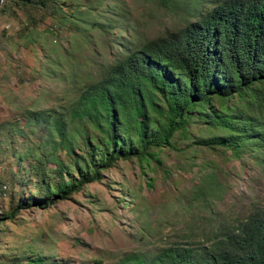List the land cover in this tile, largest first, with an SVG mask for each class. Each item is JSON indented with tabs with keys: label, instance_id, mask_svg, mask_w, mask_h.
Here are the masks:
<instances>
[{
	"label": "trees",
	"instance_id": "obj_1",
	"mask_svg": "<svg viewBox=\"0 0 264 264\" xmlns=\"http://www.w3.org/2000/svg\"><path fill=\"white\" fill-rule=\"evenodd\" d=\"M186 3L192 19L183 27L142 39L125 0H7L3 12L18 6L28 26L46 25V70L66 87L59 105L0 124V156L10 152L18 162L0 178V199L8 183L19 189L7 209L0 206V222L71 200L120 160L136 158L144 172L145 165L160 167L165 149L264 161V0H208L203 10ZM65 33L68 45L59 39ZM30 36L22 37L39 41ZM214 192V185H195L192 199L210 207ZM192 236L126 252L114 264H264V204ZM56 260L35 250L26 264H61Z\"/></svg>",
	"mask_w": 264,
	"mask_h": 264
},
{
	"label": "rangeland",
	"instance_id": "obj_2",
	"mask_svg": "<svg viewBox=\"0 0 264 264\" xmlns=\"http://www.w3.org/2000/svg\"><path fill=\"white\" fill-rule=\"evenodd\" d=\"M125 1L142 39L178 30L192 19L182 0L174 9L161 0ZM188 1H197L202 10L209 7L208 0ZM14 8V13L0 15V124L23 123L24 111L59 105L66 87L46 70L50 66L46 25L28 26L24 13ZM24 33L39 41L30 43ZM67 35L59 37L64 45ZM10 155L0 156L3 180L18 168ZM161 158L163 165H150L152 169L145 165L147 172L136 158L120 160L104 172L102 181L87 184L71 200L22 210L15 219L0 222V258L19 254L26 264L39 250L61 264H114L126 252L186 242L187 234L197 239L216 220H240L253 205L264 204V161L257 162L252 154L240 160L229 151L205 149L192 157L186 151L165 149ZM195 185H214L210 207L192 199ZM8 186V194L0 199L2 209L19 190ZM30 188L26 183L27 193Z\"/></svg>",
	"mask_w": 264,
	"mask_h": 264
},
{
	"label": "built area",
	"instance_id": "obj_3",
	"mask_svg": "<svg viewBox=\"0 0 264 264\" xmlns=\"http://www.w3.org/2000/svg\"><path fill=\"white\" fill-rule=\"evenodd\" d=\"M6 4H7V0H0V15L3 13Z\"/></svg>",
	"mask_w": 264,
	"mask_h": 264
}]
</instances>
